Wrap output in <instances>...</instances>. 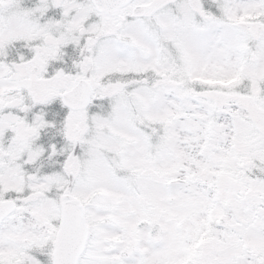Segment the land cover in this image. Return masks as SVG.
I'll return each instance as SVG.
<instances>
[{"label": "snow or ice", "instance_id": "6c2138e0", "mask_svg": "<svg viewBox=\"0 0 264 264\" xmlns=\"http://www.w3.org/2000/svg\"><path fill=\"white\" fill-rule=\"evenodd\" d=\"M0 264H264V0H0Z\"/></svg>", "mask_w": 264, "mask_h": 264}]
</instances>
